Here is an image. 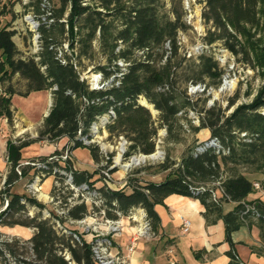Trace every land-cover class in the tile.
<instances>
[{"label":"trees","instance_id":"trees-1","mask_svg":"<svg viewBox=\"0 0 264 264\" xmlns=\"http://www.w3.org/2000/svg\"><path fill=\"white\" fill-rule=\"evenodd\" d=\"M63 1L64 8L69 9L66 21H62V8L58 15L54 11V17L60 19L61 23L57 22L50 28H39L42 47L38 60L20 58V52L12 41L14 32L9 31L7 25L0 27V57L3 58L0 62V85L8 84L3 91L0 90V114L12 122L11 97L14 94L28 96L32 92L53 89L52 106L37 141L66 137L74 142L73 149L86 147L96 163L100 161L98 149L92 145L85 146L84 138L89 140L92 127L110 116L111 111L115 116L113 123L106 125L110 130L124 126L126 130L137 133L133 142H148L151 137V133H148L150 112L139 105V97H144L158 111L160 126L171 135L173 127L179 123L180 112L176 72L183 59L179 58L176 40L178 23L160 24L155 9L150 2L144 4L143 0H139L141 5L137 4L128 11H124L125 7L120 5L121 0H99L96 7L86 4L87 0ZM8 2L12 7L14 2ZM6 6L7 2L0 3V16L4 14ZM114 12L123 17L125 26L114 40L128 43V48L117 53V43L110 46L111 65L98 69L102 82L109 83L113 75L121 72L117 61H125L128 65L123 75L115 77L109 86L91 90L86 81L80 80L75 63L86 52L83 50L76 54L75 46L82 42L90 47L97 31L104 39L108 31L104 17ZM202 17L213 29L208 30L205 43L212 45L221 42L232 55L240 56V62L249 65L264 79V0H205ZM82 30H86L87 34L79 40ZM64 35L72 52L59 56L58 53L64 51L60 50L63 45L58 41V36ZM166 43L168 47L164 48ZM154 46L162 47L157 60L153 59ZM198 67L199 73L193 83L203 81L205 76L213 81L221 77L217 62L208 54L200 55ZM15 76L25 81L23 92H17L11 85ZM236 102L237 97L230 98L224 110L213 106L205 109L203 115L201 113L200 125L194 131L206 129L209 140L200 145V151L185 154L179 166L159 183H142L129 178L124 188L118 190H112L106 184L95 187L89 182L90 174L77 172L69 162L61 166L46 161L49 156L40 158L44 161L45 170H59L54 176L60 183L66 181L64 173H71L73 185L87 184L90 194L94 193L92 198L100 202L99 207L92 206V211L85 203L73 204L62 217H56L53 213L45 217L43 211L46 205L26 194L9 193L19 180L15 168L21 162V150L31 142L9 141L7 153L11 169L5 187L0 191V195L6 194L9 200L0 212V225L26 227L33 229L34 233L23 241L0 233V264H97L92 243L68 229L66 220H81L100 210L105 212L104 219L118 220L142 208L152 231L156 233L160 219L154 208L170 195L199 200L204 207L203 217L209 224L222 220L225 241L230 246L227 252L229 264H241L232 233L243 226L254 225L264 241V202L247 200L255 191V181L240 170L264 174V85L249 103L236 105ZM232 107L231 113L226 115L225 111ZM211 140L218 145L215 146ZM205 143L209 144L203 146ZM144 151L152 152L153 146ZM30 168L24 167L22 175L27 174ZM163 168L166 170L170 166ZM210 181L216 182L217 186L204 185ZM227 203H233L234 207L224 212L223 205ZM31 210L35 211L34 215H31ZM57 220L62 229L56 228Z\"/></svg>","mask_w":264,"mask_h":264},{"label":"rangeland","instance_id":"rangeland-1","mask_svg":"<svg viewBox=\"0 0 264 264\" xmlns=\"http://www.w3.org/2000/svg\"><path fill=\"white\" fill-rule=\"evenodd\" d=\"M12 1L14 2L13 6L10 7L9 2L7 1L8 6L5 8L4 14L0 16V27L7 25L8 30L12 31V23L17 18L19 19L20 35L17 37V32L13 30L14 35L12 37V41L20 52V58L24 60L30 59L34 57L36 43V39L34 37L39 30V26H37L36 21L39 20L38 17L43 14L42 2L44 0ZM45 1L50 4L53 11H55L57 15L60 13V10L64 8L63 0ZM143 2L144 4L150 2V5L155 9L156 17L160 24L163 25L166 23L177 22L179 25L176 40L179 45V58L183 59L181 67L176 72L177 88L179 93L177 102L180 107V112L178 113L179 123L173 127L170 135L163 126H160L158 121V111L155 110L144 97H139V105L144 106L150 112L148 133H151V137L148 142H144L143 144L133 142L132 139L137 137V133L126 130L124 126H117L114 130H110L106 125H104L91 133L89 140L86 139L84 141V145L97 147V151L100 155V161L98 163L94 162L96 164V172L100 175L102 180L104 179L102 177L101 170L112 166L109 171L111 176L109 184L111 185L113 183L118 184L120 181H125L127 183L129 178L133 181H141L142 183L159 182L164 180L179 166L181 159L185 154L198 151V149L202 147L200 145L209 140L210 136H207L208 134L206 129L194 131V128L200 125V115L201 113L203 115L205 109L216 106L224 110L228 104V100L236 97V105L249 103L256 95L259 88L264 85V79L261 78L259 73L256 70H253L249 65L240 62V56L236 57L232 55L221 42H215L212 45H207L205 43L204 38L207 35L208 30H213L211 24L206 23L202 17L205 0H143ZM17 3L20 4L18 12H16ZM86 4L96 7L99 4V0H87ZM137 4H140L139 0H121L120 3L122 7H125L124 11H128ZM68 13L69 9L64 8V19ZM104 18L108 25V31L105 33L104 39L102 38L101 33L97 31L91 41L90 47L82 42H79L75 46L76 54L83 50L86 52L81 55L79 59L75 60L78 73L83 75L85 78L83 81H86V83L90 81V78H92L91 75H95L96 73L97 75L100 74L98 72L99 67H109L111 65L112 62H109L111 45L117 43V53L128 48V43H121L114 40L119 32L125 27L123 24V17L118 12H114L113 15H105ZM57 32L58 30L56 29V36ZM86 34L87 31L82 30L79 40L82 37H85ZM66 38L67 37L65 35L62 37L58 36V41H61L62 44L66 43ZM165 47H168L167 43L164 48ZM60 48L64 51V45ZM70 52H72V50H70ZM161 53L162 47H153L154 60H157ZM204 53L212 56L217 62L221 71V77L219 80L213 81L205 76L203 81L193 83L196 81L195 77H197L199 73V57ZM2 60L3 58L0 57V62ZM119 60L122 59L120 58ZM128 61L132 60L129 59ZM229 81L235 82L233 89L224 90L223 88H226L225 83ZM7 85V82L1 84L0 90L3 91ZM11 85L17 92H23L25 90V81L19 76H15L12 79ZM191 85L192 89L194 88L198 90L196 92H191ZM144 101L148 104V106L143 104ZM12 104L20 117L26 118L27 123L34 124L41 120L45 110L49 108L48 94L40 91L28 97L16 96L13 98ZM232 109L233 107L225 111V114L228 115L231 113ZM154 131L156 132L153 134ZM62 138L67 139L65 137ZM44 140L49 141L48 139ZM58 140L60 139H56L54 141ZM73 145L74 142L68 139L65 146L54 155L64 154L67 149H69L70 152L68 162L74 169ZM151 145L153 146V151L146 153L144 150L149 149ZM26 149H29V147ZM139 158L144 159L138 164H133V160ZM166 165H169L170 168L165 170L163 166ZM240 170L244 172V174H248L245 169L241 168ZM34 175H36L35 170L32 176ZM260 182L261 181H258L260 186L259 189L262 188L261 186H264L261 185ZM42 184L43 182L38 181L35 185L32 184L34 187L31 186V189H38L41 187L39 199L31 196L27 192L26 188L23 194L33 197L39 203H49V205H51V208H49L50 213H53L58 217H61V210L65 208L63 204L65 203V198L68 196H71L75 205L80 203H85L87 205L85 201L89 197L88 194H85L81 190H70L64 185V181L59 185H54V180L53 187L56 186L55 193L53 195L56 197L54 201H58L57 199L61 198V204H56L54 201L50 200L51 197L47 198L44 196ZM216 184V182L210 181L206 182L204 185L206 187H214L217 186ZM2 204L4 206V201ZM90 211H92V209H90ZM32 212L31 215H34L35 211ZM95 217L97 220L100 219L98 214H96ZM65 222V226L68 229L76 231V233L80 236L83 237V235L86 234L90 235L91 239L87 242H90L95 238H98L95 240V243L103 239L108 241V238L103 237H109V235H104L102 237L100 235L101 230L93 231L92 229H89L85 232L82 229V226L76 224L75 222L71 223L68 220ZM107 244L108 242H106V245ZM67 258L69 257L67 256ZM113 258L116 259L118 256L110 254L109 259ZM70 264L74 263L71 262Z\"/></svg>","mask_w":264,"mask_h":264},{"label":"crops","instance_id":"crops-1","mask_svg":"<svg viewBox=\"0 0 264 264\" xmlns=\"http://www.w3.org/2000/svg\"><path fill=\"white\" fill-rule=\"evenodd\" d=\"M7 1L9 0H0V3ZM52 90L41 91L48 94L49 108L45 110L39 122L27 123L26 118L20 117L12 104L14 97H28L36 92L30 93L28 96L14 94L11 97L12 122L0 114V191L4 188L5 180L11 169L7 153L9 141H31L22 148L20 161L48 157L60 151L67 143L68 138H59L58 141H37L38 133L42 129L44 119L48 116L52 106ZM207 134L209 137V131ZM27 146L29 149H26ZM73 157L74 169L77 172L90 174L89 182L93 186L100 187L102 184H106L96 172V164L88 149L84 147L74 149ZM33 173L34 169L30 168L27 174L10 188L9 193L22 195L25 191V183ZM246 176L257 183L261 181L260 184L264 185V174L248 173ZM53 183L54 178L52 176L43 181L42 190L47 198L51 196ZM107 185L112 190H118L123 188L126 182L120 181L118 184ZM261 187V189L250 194L247 200L264 202V186ZM4 195L7 196L6 194L0 195V211L3 207ZM43 204L49 211L51 205L49 203ZM87 206L90 209L91 205L87 204ZM233 207V203H227L223 205V210L228 212ZM154 210L160 219L156 233L151 237L141 238L131 253H129L128 247L132 235L138 228V222L128 217L122 219V232L108 237L113 254L119 258H127L129 264H170L172 260L176 264H229L230 258L227 252L230 246L225 241L224 224L222 220H218L214 224L207 223L203 217L204 207L199 200L180 195H170L162 204L156 205ZM182 219H186L190 223L187 232L182 230ZM0 233L9 238L28 240L33 235L34 230L21 226L6 227L0 225ZM83 237L86 241L91 239L90 235L87 234ZM231 237L241 264H264V241L261 240L260 231L256 226H243L232 233Z\"/></svg>","mask_w":264,"mask_h":264},{"label":"built area","instance_id":"built-area-1","mask_svg":"<svg viewBox=\"0 0 264 264\" xmlns=\"http://www.w3.org/2000/svg\"><path fill=\"white\" fill-rule=\"evenodd\" d=\"M42 7H43V14H42V27L45 28H50L52 25H55L57 22L61 23L60 19H56L54 17V11L52 9V7L50 6L49 3H47L45 0L42 2ZM16 12H18V8H20V4L17 3L16 5ZM13 27L11 28V30H15L16 36L18 37L20 35V25H19V19L17 18L13 23ZM62 45H64V52H59L58 55L61 56L63 53H71L70 49L68 47V43H63ZM62 63H65V60L61 61ZM124 65H128L127 62L124 61ZM121 67V72H119L116 75H113L110 79H109V83H102V75H97V73L95 75H91L92 78H90V81L87 82L89 88L91 90H100V89H104L107 86H109L110 82L112 80H114L115 77H121L124 73V66H120ZM85 78L83 77V75H80V80H84ZM200 88V85H199ZM224 90L226 88H223ZM220 89V90H223ZM198 89H192V85L190 86V91L191 92H196ZM262 113H264V111H262ZM245 134H242V136H244ZM217 143V142H216ZM205 144H209V143H205ZM205 144L203 146H205ZM69 152L70 150L67 149L66 153L61 154V155H54L52 154L51 156H49L47 158L46 161H53L54 163H56V165H63L66 166L68 164V159H69ZM37 162H44L41 161L39 159H35V160H26V161H21L18 166L15 168L16 173L20 178H23L24 175H22V169L24 167H31L33 166V163H37ZM114 166V165H113ZM112 168V166H110L109 168H104L101 170V174L102 177L104 179V181L106 182V184H109L110 180H111V176L109 174L110 169ZM42 182L49 176L47 175H42ZM55 180V184L54 185H59L61 184L59 182V180H57V178H55L54 176H52ZM64 185L66 187H68L70 190L76 191L74 189H72V187L67 186V184L64 182ZM5 187V186H4ZM254 190H258L260 188L259 184L257 182H255L253 184ZM25 188L27 190V192L39 199L40 198V189L41 187H39L38 189H31V177L29 178V180L27 181ZM4 189V188H3ZM2 189V190H3ZM5 196V195H4ZM50 200L54 201V199H56V197L54 196H50ZM58 201H54L56 204H61V198L57 199ZM87 204H90L91 207L90 209H92V206L95 207H99L100 202H97V200L93 199V198H88L85 201ZM74 204V202L71 199V196L67 197V201L63 204V206L65 207L64 209H62L61 213V217L66 215L67 211H68V207L72 206ZM8 205V197L5 196L4 198V206L2 208V210H4L5 206ZM250 207L248 206L247 209H249ZM1 210V211H2ZM0 211V212H1ZM143 211L144 209L139 208V215H129L126 216L131 220H134L136 222H138V228L136 230V232L132 235L131 240H130V245L128 247V251L129 253H131L137 246V243L139 242V240L141 238L144 237H151L154 235V232L151 229V225L148 219H143ZM44 216L45 215H50V211L44 210ZM96 214H98L100 216V219L97 220V218L95 217ZM105 215L104 210H100L98 213H93L90 214L89 216L81 219V220H68L69 222H75L76 224L82 226V229L87 232L89 229H92L93 231H97V230H101L100 235L103 237L104 235H114V234H120L122 232V219L124 217L119 218L118 220H107L104 219L103 216ZM57 216V215H55ZM58 217V216H57ZM91 220V221H90ZM56 222H59L58 220ZM190 227V223L188 220L186 219H182V230L183 232H187L189 230ZM98 235V236H100ZM103 238H108V237H103ZM95 239H92L90 242L92 243V252L94 254V258L97 264H109V258H110V254L112 253V248H111V242L108 239V245L106 246H102V247H95ZM120 259V263L121 264H129L128 259L127 258H119ZM170 264H176L175 261H170Z\"/></svg>","mask_w":264,"mask_h":264},{"label":"bare ground","instance_id":"bare-ground-1","mask_svg":"<svg viewBox=\"0 0 264 264\" xmlns=\"http://www.w3.org/2000/svg\"><path fill=\"white\" fill-rule=\"evenodd\" d=\"M23 1H25V0H23ZM43 8V7H42ZM42 12H43V10H42ZM41 18H42V16H39L38 17V19L39 20H37L36 21V24H37V26H39V28L42 26V21H41ZM30 19V18H29ZM62 21H66L65 19H62ZM33 22V21H32ZM30 24V23H29ZM32 27V26H31ZM35 30V29H34ZM35 32V31H34ZM40 33H39V30H38V33L35 35V39H36V43H35V51H34V57H32L34 60H38L39 59V57H37L38 56V53L40 52V50H41V41H40ZM61 51H62V49H61ZM118 65L119 66H124V68H125V66L126 65H124V61H118ZM98 75H102V74H98ZM103 79V78H102ZM108 81V80H107ZM105 82V81H104ZM104 82H102V83H104ZM234 81H229V82H226L225 83V87H226V89H228V90H232L233 89V87H234ZM194 89V88H193ZM143 104L144 105H147L148 106V104L144 101L143 102ZM115 116V114H114V112L113 111H111L110 112V116H107L106 118H104L98 125H94L93 127H92V131H91V133H93L94 131H96V130H98L99 128H101V127H103L104 125H107L108 123H110V122H112V118ZM86 140V138H84V141ZM212 143L216 146V145H218V144H216L215 143V140L214 141H212ZM89 144V143H88ZM206 145V144H205ZM201 150V148L200 149H198V151H200ZM143 159L144 158H139V159H134L133 160V164H138L139 162H141V161H143ZM62 166V165H61ZM126 167V166H125ZM32 168L35 170V172H36V175H34V176H31V186L32 187H34L32 184H34L35 185V183H37L38 181H41L42 182V176H41V174L42 175H50V176H54L57 172H59V170L57 169V168H53L51 171H48V170H45L46 169V167L44 166V163H42V162H37V163H33V166H32ZM65 175H66V181H65V183L68 185V186H70V187H72V189H74V190H76V191H83L85 194H88V198H92L93 196H94V193H92V194H90V192L88 191V186H87V184H82L81 186H74L73 185V183H72V175H71V173H64ZM55 177V176H54ZM31 187V188H32ZM82 193V192H81ZM83 195V194H82ZM97 202H99V201H97ZM137 214H139V209H137L134 213H132L131 215H137ZM50 215H45V217H49ZM143 219H147V216H146V212L145 211H143ZM56 228H58V229H62V227H61V224L59 223V222H56ZM106 242H108L107 240H100V241H97L96 243H95V247H102V246H106ZM108 245V244H107ZM114 259V258H113ZM109 259V264H121L120 263V260L118 259V258H116V259Z\"/></svg>","mask_w":264,"mask_h":264}]
</instances>
